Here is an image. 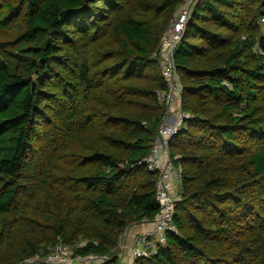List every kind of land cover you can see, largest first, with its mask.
<instances>
[{"label":"trees","instance_id":"trees-1","mask_svg":"<svg viewBox=\"0 0 264 264\" xmlns=\"http://www.w3.org/2000/svg\"><path fill=\"white\" fill-rule=\"evenodd\" d=\"M183 0H0V264L62 242L119 264L158 214L154 54ZM264 0H200L176 55L177 232L134 264H264ZM141 164V165H140Z\"/></svg>","mask_w":264,"mask_h":264},{"label":"built area","instance_id":"built-area-1","mask_svg":"<svg viewBox=\"0 0 264 264\" xmlns=\"http://www.w3.org/2000/svg\"><path fill=\"white\" fill-rule=\"evenodd\" d=\"M199 1L183 0L178 13L174 16L173 22L164 34L161 44L154 54V58L160 64L161 75L167 86L166 90L157 93L160 103L166 106V113L163 119L165 123L161 126L152 153L144 161V164L150 172H156L159 175L156 192L158 214L154 221L143 222L145 225L152 224L154 233L152 235L143 233L136 237L131 248V253L134 257L133 264L136 260L156 254L159 247L166 244L169 233L177 232L175 222L176 205L181 201L177 183L181 180L182 169L175 167L170 153V141L185 129L186 123L193 119V115L186 112L182 106L184 86L177 70L176 55L183 40L186 27ZM252 51L255 55L264 56V50L258 44L253 47ZM167 120L169 121L166 124ZM85 245L86 242H80L73 246L72 252L68 246L60 242L49 255L45 257L36 256L27 260L24 264H32L33 262H37L36 264H71L69 255H72L73 261L78 260L80 262L84 260L98 264L107 262L106 257L93 254L83 257L77 254L76 249L84 248ZM123 246L120 241L118 250L123 252L125 249Z\"/></svg>","mask_w":264,"mask_h":264},{"label":"rangeland","instance_id":"rangeland-1","mask_svg":"<svg viewBox=\"0 0 264 264\" xmlns=\"http://www.w3.org/2000/svg\"><path fill=\"white\" fill-rule=\"evenodd\" d=\"M179 8H180V6L177 8V10H176V12H175V15L178 13V11H179ZM174 15V16H175ZM172 22H173V20H172ZM171 22V23H172ZM260 26H261V29H262V34H263V36H264V20H261V23H260ZM170 27V26H169ZM170 120V119H169ZM169 120H167V122H166V124L168 123V121ZM163 123H165L164 122V120H163ZM172 123V122H171ZM177 190H179V184H177ZM142 225H145V224H142ZM135 227L136 228H138V229H140L141 228V225H139V226H133V227H131L129 230H128V232H134V230H135ZM143 227V226H142ZM143 233H149V232H147L144 228H143V231L141 232V231H138L137 233H136V236L134 237V241H132V239L131 240H129V241H127V233L126 234H124V236H123V238L121 239V243L125 246H123V248H125L124 249V251L123 252H121V251H119L118 250V261H119V264H133V262H134V257H133V255H132V253H131V248H132V246H133V244H134V242H135V240H136V237L138 236V235H140V234H143ZM152 239V238H151ZM79 244V243H78ZM64 245H66L65 243H64ZM77 245V244H76ZM66 246H68L71 250H72V252H73V246H71V245H66ZM54 250V248L51 250V252L50 253H52V251ZM124 255V257H122L121 258V256H123ZM29 260V259H28ZM74 259H73V257H72V255H69V261L71 262V264H98V263H93V262H86V261H73ZM37 262H33L32 264H36ZM107 263V262H106ZM105 263V264H106ZM100 264H102V263H100Z\"/></svg>","mask_w":264,"mask_h":264},{"label":"crops","instance_id":"crops-1","mask_svg":"<svg viewBox=\"0 0 264 264\" xmlns=\"http://www.w3.org/2000/svg\"><path fill=\"white\" fill-rule=\"evenodd\" d=\"M143 226V227H142ZM143 228L147 231V232H149L151 235L154 233L153 232V226H152V224H147V225H141V228L140 229H138V228H136L135 227V230H134V232L132 233V232H127V241H129V240H131L132 239V241H134V237L136 236V233L138 232V231H143ZM122 257H124V255L123 256H121V258Z\"/></svg>","mask_w":264,"mask_h":264}]
</instances>
